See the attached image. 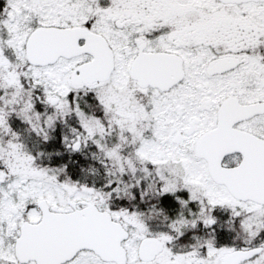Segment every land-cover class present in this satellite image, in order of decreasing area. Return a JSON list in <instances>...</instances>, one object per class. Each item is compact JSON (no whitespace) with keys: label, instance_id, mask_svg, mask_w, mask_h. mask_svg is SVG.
Wrapping results in <instances>:
<instances>
[{"label":"snow or ice","instance_id":"snow-or-ice-1","mask_svg":"<svg viewBox=\"0 0 264 264\" xmlns=\"http://www.w3.org/2000/svg\"><path fill=\"white\" fill-rule=\"evenodd\" d=\"M0 264H264V0H0Z\"/></svg>","mask_w":264,"mask_h":264}]
</instances>
